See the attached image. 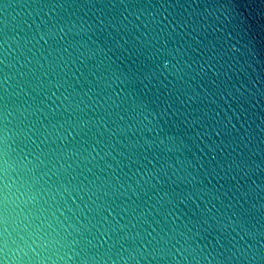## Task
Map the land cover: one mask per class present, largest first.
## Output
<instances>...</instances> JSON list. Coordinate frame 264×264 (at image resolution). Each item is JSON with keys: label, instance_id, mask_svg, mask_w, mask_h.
I'll use <instances>...</instances> for the list:
<instances>
[{"label": "water", "instance_id": "water-1", "mask_svg": "<svg viewBox=\"0 0 264 264\" xmlns=\"http://www.w3.org/2000/svg\"><path fill=\"white\" fill-rule=\"evenodd\" d=\"M0 264H264V0H0Z\"/></svg>", "mask_w": 264, "mask_h": 264}]
</instances>
